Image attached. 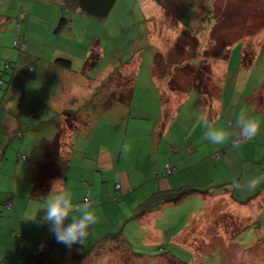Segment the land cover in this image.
I'll list each match as a JSON object with an SVG mask.
<instances>
[{"label": "rangeland", "instance_id": "1", "mask_svg": "<svg viewBox=\"0 0 264 264\" xmlns=\"http://www.w3.org/2000/svg\"><path fill=\"white\" fill-rule=\"evenodd\" d=\"M22 1H29L30 7L33 4L43 5L37 8L35 15L29 14L26 20L25 16L21 20L20 34L24 38L17 34V22H20L22 14L14 19L13 14L0 9V80L3 81L0 86V114L6 112L10 115V130L0 131V153L10 149L15 155L10 160L8 157L2 160L5 163H11V160L17 162V152L26 158L29 154H26L27 148L34 145L36 139L38 141L41 136L47 137L51 129H56L53 120L64 119L62 125H58L61 127L59 135L65 134L71 128L76 130L81 125H78V109L82 107L87 109L84 121L91 123L97 115L92 118V114L96 113L94 97H91L93 92H99L100 99L104 93L106 103L113 97L125 99L126 95L122 93H127L132 78L125 81L127 78L124 76L135 75V61L142 69L141 72H151L153 69L169 90L178 83L186 84L185 77L190 81V87L199 90L198 92H205L207 89L209 92L203 93L205 107L209 106V102L217 103L219 100L216 98L212 101L217 96L220 83L222 87L226 86L227 91L221 102L230 104V100L227 101L229 98H234L236 102L235 107H228L226 112L230 113L234 108H247L244 114L255 117L260 124V132L254 140L241 141L240 144L229 142L227 146L233 147L231 161L235 163L233 166L228 164V170L239 175L240 180L237 181V177L234 179L238 192H235L236 197L244 199L253 193L254 196L247 202L240 203L231 200L219 185L200 183L199 189L208 192L196 193L178 204H165L157 208L156 213L160 214L151 224L154 227L152 234L148 236L145 231L139 230L140 221L133 224L128 221L126 225L129 226L124 235L130 249L150 256L159 254L162 251L160 247L164 246V251L190 261L189 264H264V0H163L165 9L163 5L159 6L153 1L155 5L152 7L155 9L149 7L145 14L141 8L145 5V0H119L104 21L85 18L91 23L86 25L83 35L77 31L78 26H82V20L77 18L74 35L79 37L78 41L58 38L54 33H50L52 38L48 41H41L47 28H52L47 12L52 9L61 11L62 0ZM0 2L3 3L0 8L5 10L4 3L7 0ZM188 8L194 11L192 15L188 13ZM24 11L27 12L26 9ZM69 15L71 17L77 14L70 12ZM6 16L11 17L9 24ZM187 19L189 21L186 25ZM43 28L46 30H42ZM106 31L112 36H118L113 41H93ZM17 38L23 41L25 39V49H22V41L15 44L13 40ZM53 39L56 42L51 43ZM236 43L238 47L235 46L234 53H244L242 62H232L230 75H216L221 69L213 68L212 60L224 59L228 46ZM85 48L99 52L100 56L97 65L90 67L87 78L81 73L80 67L83 64L78 59ZM54 52L59 53L53 57ZM151 52H154V61L150 71L149 66L153 59ZM256 54H261L260 60L251 70L249 66ZM59 57L77 61L70 70L62 71L54 63L55 58ZM233 57L232 55L231 58ZM6 61L12 64L7 71L4 68ZM126 62L131 65H126ZM16 64V71L11 75ZM29 67H32L30 73H21V68ZM237 68H240V72L236 71ZM113 74L117 78L109 79L108 77L114 78ZM167 74H173V77L170 78ZM198 76H201V80H197ZM114 86L117 96L110 94L113 93ZM66 95L70 97V111L63 109L66 104L62 99ZM74 97L75 100L71 101ZM76 98L81 99L77 101ZM55 101L60 102L61 106L57 107ZM40 102L47 106L40 107ZM178 102L179 99L177 104ZM91 108L92 111H89ZM35 113L42 119L33 117ZM222 115L223 112L218 117L219 121L223 120ZM72 117L73 127L69 123ZM232 118L225 122L229 126H236L235 118ZM90 119L91 122H88ZM74 123L78 126H74ZM237 140L240 141L238 131ZM29 156L32 157L31 154ZM252 179H258L254 190L247 187ZM0 207L1 227L5 225L6 217L13 215L15 208L2 205ZM43 225L42 218L39 226ZM56 251L60 254L55 253ZM99 251L104 250L97 248L95 253L79 262L70 259L66 251L63 255L61 248L55 250L54 256L58 261L63 257L61 264H124L118 260V255L115 257L106 254L101 257L98 255ZM122 254H119L121 260H128ZM151 259L135 263L157 264V260ZM161 264L175 263L170 261V257H166L161 260Z\"/></svg>", "mask_w": 264, "mask_h": 264}, {"label": "crops", "instance_id": "2", "mask_svg": "<svg viewBox=\"0 0 264 264\" xmlns=\"http://www.w3.org/2000/svg\"><path fill=\"white\" fill-rule=\"evenodd\" d=\"M153 1H144L145 5L141 7L143 14L148 12L149 7L155 9L152 7L155 5V1ZM4 4L5 10L0 8L3 12L13 14L14 19L19 17L21 13L23 17L25 16V20L29 14L35 15L37 8L43 5L42 3L39 6L33 4L30 7L29 1L22 0H7ZM63 4L64 0H62ZM62 5L61 11L52 9L47 12L50 15L49 21L52 28L49 30L48 28L47 30L42 29H45L46 32L42 37L44 40L41 41H48L49 38H52L50 33H54L58 38L61 37L65 40L72 38L78 41L79 37L74 35L77 18L82 20V26H78V30H76L80 31L82 35L86 25L91 23L85 19L90 17L82 15L79 11H74L73 13L77 15L70 17L68 14V18L72 20V26H67L65 29L56 32L59 20L63 18V14H67ZM29 7L31 9L28 10ZM6 18L8 19L7 24H9L11 17L6 16ZM21 20L23 19L20 18V22L17 23L19 32ZM105 33H107L106 38ZM105 33L98 35L93 41H102V39L108 41L110 34L107 31ZM22 37L24 38V36ZM26 46L27 42L25 41ZM235 46L238 47L237 43L232 44L231 47L228 46L227 55L224 59L212 60L214 64L211 66L221 69V72L216 75H230L232 62H242L244 53L235 54ZM98 47L101 49L100 45ZM89 49L85 48L81 51V56L78 58L83 64L80 67L82 68L81 73L86 78V74L89 72L85 69L84 63L89 56ZM56 53L59 52H54L53 57ZM151 53L153 59L149 66L150 71L154 61V52ZM232 55L234 61H232ZM260 55L256 54L253 57V63L251 62L252 65L249 66V69L254 68L260 60ZM66 59L71 62V68L77 61L72 58ZM135 62V75L132 77L124 76L129 79L132 78L129 90L127 93H125L126 91L122 93L126 95L125 102L113 97L106 103L105 94L103 93L104 99H100L98 94L94 98L97 115L92 114V118L95 117L92 122V119L88 121L91 123L84 122L76 130L70 129L72 133L69 130L65 134L59 135L61 127L58 125H62L63 120H53L56 129H51L47 133V137L41 136L38 141L36 139L35 144H31L27 148L26 154H29L26 155V158L23 157L22 159V154L17 152L15 153L18 156L17 162L14 163L11 160V163H5L3 158L8 157L10 160L15 155L10 149L0 153V206L15 208L13 215L6 217L5 225L0 227V264H25L27 255L35 251V247H40L41 244L64 245L56 242L53 233L49 231L50 223L44 221V225L39 226L44 215L42 211L37 214L34 220L25 219L26 214H35L37 209L43 205V201L32 197L36 188L34 186L36 177H40L42 182L37 190H43L41 193L44 196L41 198H46L53 183L57 182V189L70 192L74 203H81L85 195H88L93 201L98 223L90 230V235L85 244L78 243L72 246L73 249L77 252L81 251V253L91 249L97 241L108 235L121 232L126 238L124 231L129 226L126 225L128 221H132L131 224L140 221L139 230L145 231L148 236L152 234L154 227L152 228L151 224L160 214V212L156 213L157 208L165 204H151L148 208L146 207L144 213H141V207L154 192L177 189L185 185L199 188L200 183L218 185V183L234 182L236 177L240 181L239 175L228 170V164L229 166L235 165L231 161L233 147L228 148V143L223 145L211 144L205 138V131L209 130L212 125L229 126L225 122L227 119L236 118L248 109H240L242 110L240 112L238 108H234L231 109L230 113L226 112L228 107H235L236 102L234 98L227 99V101L230 100V104L221 102L225 99L224 95L227 91L226 86L222 87L220 83L217 96L213 97L212 101L216 98L219 100L217 103L209 102V106L205 107V94L203 93L209 92L207 89L205 92H198L199 90L190 87V81L185 77L186 84L180 85L178 83L169 90L163 85L162 80L153 69L151 72H141L142 69ZM126 65L131 64L128 62ZM57 68L60 67L57 66ZM21 70L22 74H26L25 68H21ZM236 71L240 72V68H237ZM167 76L171 78L173 74H167ZM208 77L211 78L210 75ZM64 78L68 79L67 77ZM115 89L116 87L110 94L117 96ZM70 91H73L72 87ZM69 99L68 95L62 99L66 104L63 109L67 111L71 110L68 109ZM80 99L76 98L77 101ZM73 100L75 97L71 101ZM39 104L42 108L47 106L42 103ZM55 105L60 107L61 103L55 101ZM222 112L223 120L219 121L221 117L219 115ZM201 113L206 115L210 122L207 129L198 119V114ZM0 115V131L8 132L10 130L8 121L10 115L6 112H2ZM230 127L235 129L236 133L239 132L234 124ZM30 154L32 157L29 156ZM215 154H218L220 158L215 159ZM58 157L63 161L62 167L59 166ZM168 163L175 167L176 173L165 175V165ZM213 176L214 178H212ZM138 214L141 216L135 218L134 215ZM13 243H15L14 247ZM55 250L58 249L55 248Z\"/></svg>", "mask_w": 264, "mask_h": 264}, {"label": "trees", "instance_id": "3", "mask_svg": "<svg viewBox=\"0 0 264 264\" xmlns=\"http://www.w3.org/2000/svg\"><path fill=\"white\" fill-rule=\"evenodd\" d=\"M118 1L119 0H64V4L62 5V7L64 8L63 10L67 14H63L64 15L63 18H61L59 20V23H58L57 28H56V32L65 29V27H67V26L68 27L72 26V20L70 18H68V14H70V12L79 11L82 15L90 17V18L94 19L95 21H102L104 18H106L109 15V13L114 8V6L117 4ZM136 1H138V0H136ZM154 1L159 6L163 5V9L166 8V5L163 2V0H154ZM188 13L192 15L194 13V11L188 8ZM22 19H23V16H22ZM188 21L189 20L187 19L186 25H187ZM148 24H149V21H148ZM147 29H148V26H147ZM17 34L19 36H21L20 32H18ZM116 36H118V35H115V36L109 35L108 41H113V38H115ZM145 41H147V39ZM88 51H89V56H88V58L85 59V63H84V67H85V69H87V71L90 70V67H95L97 65V63L99 62V59H100L99 52L92 50L91 48ZM54 63L58 67H60V69H62V70L63 69L69 70L71 68V62L66 58H57L54 60ZM126 64H128V62H126ZM11 66H12V64L10 61H6V63L4 64V68L6 71ZM16 66H18V64L14 65V67H13L14 71L11 72L12 73L11 75H13L15 73ZM31 68L32 67L26 68V70L30 73ZM89 74H90V72L87 73L86 76L88 77ZM113 76L116 77L114 74H113ZM108 78L113 79L111 77H108ZM124 78L126 79L127 77H124ZM197 80H201V76H198ZM125 81H129V78H127ZM2 83H3V81L0 80V86L2 85ZM97 94H99V92H97V93L93 92V95L91 97L96 98ZM22 98H24V96H22ZM120 100H123L124 102L126 101V99H124V98H121ZM78 110H79V114H80L78 125H80V124H83L85 122L84 117L86 116V110L87 109H84L82 107ZM94 110L97 111L95 104H94ZM89 111H92V108ZM62 113L64 114V112H62ZM68 114H71V112H69ZM72 114H74V113H72ZM93 114L95 115L97 113H93ZM33 116L37 117L38 115H37V113H35ZM72 119H73V117L71 118V120H69V123L73 127ZM75 122H76V120H75ZM74 124H75L74 126H78V125H76V123H74ZM81 126L82 125H80L79 127H81ZM240 142L241 141H239V143ZM55 154L57 155V153H55ZM60 155H61V153L59 154V156ZM21 156H22L21 157L22 159H23V157H25L24 155H21ZM214 158L219 159L220 156H218V154L217 155L215 154ZM58 160H59V166L62 167L63 161L61 160L60 157H58ZM168 164H170V163H168ZM173 168L175 169V167H173ZM165 171H166V169H165ZM174 173H176V169L173 173H169V174H165V175H170V174H174ZM40 179H41L40 177L35 178L34 186L37 189L35 188L34 193H32V197L43 200L42 199L43 197L41 198V196H44L43 193H41L43 190L37 191L39 189L40 184L42 183ZM218 185L220 186V189L222 190L223 193L228 194L230 196L231 200L236 201V202L245 203L254 196V193H253L252 195H249L247 198L244 197V199L236 197L235 192H237V187H236L235 182L218 183ZM229 185H231V187H228ZM205 192H208V191L201 190L198 187L188 186V185L181 186L177 189H170L168 191H157V192L152 193V195L148 198V200L142 205L141 213H144L146 210V207L148 208L151 204H156V205H159V204H178L193 194H196V193L199 194V193H205ZM86 197L89 198L88 195H85L83 200L81 201V203L84 201V199ZM8 200H11V199H8ZM8 200H6V201H8ZM91 202L93 204L92 200H91ZM134 216H135V218H137L138 216H141V214L134 215ZM15 236H18V234H15ZM126 241H127V239L122 235L121 232L116 233V234H111V235L104 237L100 241H97L96 244L91 249H89L83 253L77 252L75 249H73V247L69 248L65 245L41 244L40 247H38V246L35 247V251H33L27 255L26 264H61L60 261L62 260L63 257L58 261V258L56 256H54L55 248H58V249L61 248L63 255H64V252L66 251L70 256V259H72L76 262L82 261V259L83 260L86 259L92 253H95L97 248L104 250V251H99L98 255H100L101 257H105L106 254L115 255V257L118 255V260L124 264H131V262H132V264H136L135 262H138V261H140L142 263V262L146 261L145 259L148 260L150 258H152L151 259L152 261L157 260L156 261L157 264L159 262H160L159 264H161V260H164L166 257L167 258L170 257V261L175 263V264H189V262H190V261H185V260L171 254L170 252L164 251L163 250L164 246L160 247V250H162V251L157 255L150 256L147 254L134 252L132 249H130L129 242L128 241L126 242ZM58 252L59 251H56L55 253L60 254ZM121 253H123L122 257L125 256V258H126V256H127L128 260H121V257H120L121 255H119ZM69 256H68V258H69ZM137 259H139V260H137Z\"/></svg>", "mask_w": 264, "mask_h": 264}, {"label": "clouds", "instance_id": "4", "mask_svg": "<svg viewBox=\"0 0 264 264\" xmlns=\"http://www.w3.org/2000/svg\"><path fill=\"white\" fill-rule=\"evenodd\" d=\"M198 119L207 129L210 122L206 115L198 114ZM235 121L240 141H252L260 132V124L255 117L240 113ZM205 138L213 145H223L229 142L239 143L238 140L236 142V130L230 126L212 125L209 130L205 131ZM56 183H53L47 197L43 198L42 207H39L35 214H26L25 219L34 220L37 214L42 211L44 213L43 220L50 223L49 231L53 233L57 243L64 244L69 248L78 243L85 244L90 230L98 223L96 210L92 202L88 200L74 203L71 193L67 190H58ZM257 184L258 179H252L248 182L247 187L254 190ZM66 221L68 222L66 223Z\"/></svg>", "mask_w": 264, "mask_h": 264}, {"label": "built area", "instance_id": "5", "mask_svg": "<svg viewBox=\"0 0 264 264\" xmlns=\"http://www.w3.org/2000/svg\"><path fill=\"white\" fill-rule=\"evenodd\" d=\"M21 18H22V17H21ZM18 41H22L21 46H22V49H24L25 42H24L21 38H17V39L14 41L15 44H17ZM236 142H238V141H236ZM165 169H166L165 174L173 173V172L175 171V169H174L170 164H166V165H165ZM85 200H88V201L91 202V200H90L88 197H86V198L84 199V201H85Z\"/></svg>", "mask_w": 264, "mask_h": 264}]
</instances>
